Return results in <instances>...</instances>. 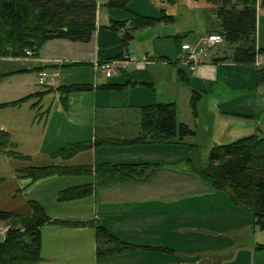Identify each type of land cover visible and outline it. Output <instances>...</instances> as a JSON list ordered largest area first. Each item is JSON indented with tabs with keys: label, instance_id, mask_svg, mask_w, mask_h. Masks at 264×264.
I'll return each instance as SVG.
<instances>
[{
	"label": "crops",
	"instance_id": "obj_1",
	"mask_svg": "<svg viewBox=\"0 0 264 264\" xmlns=\"http://www.w3.org/2000/svg\"><path fill=\"white\" fill-rule=\"evenodd\" d=\"M142 1L149 4L148 0ZM149 1L153 9L136 8L134 0H131L127 11L159 17L163 9L166 14L174 16L180 2L165 4V0L159 1L160 13L156 14L158 6L153 0ZM184 11L187 18L182 26L159 23L138 30L130 44L122 48L118 36L123 31L111 30L108 26L113 19L122 21L117 17H121L124 10L110 9L102 13L99 6L97 29L88 43L56 39L44 44L34 58L0 59L2 67L14 64L13 70L1 69L0 73L8 75L1 78L5 90L0 103L40 91L35 90L34 84H37L40 69L45 67L58 73L53 86L55 89L72 83L91 85L90 90L68 94L65 105L59 102V93L53 91L41 98L40 107L32 108L31 104L37 101L32 98L19 108L1 109L6 115L0 128L10 133L19 151V143L13 140V133L21 127L17 119L23 116L25 128L36 134L34 149L22 151L31 156L29 161H25L27 165L34 163V155H39L38 159H46L45 156L51 159L45 164L156 165L144 180L97 186L94 193L86 198L63 202L57 200L60 190L91 183L93 178L53 176L25 188L28 180L19 179L15 173L18 191H42L41 198L35 200L45 207L51 218L70 221L95 219L120 241L136 247L122 253L97 256L94 229L48 224L40 229L42 259L39 264H264V251L247 255L229 251L234 241H238L239 231L253 225L254 219L251 213L234 206L225 193L215 190L189 169L185 162L189 153L187 144L91 146L67 160L50 157L51 153L68 143L137 136L141 107L159 102L176 104L178 122L188 124L195 132L186 141L198 144L200 150L201 147L226 144L255 132L264 136V78L257 81L258 70L264 67V52L258 55L254 64H237L230 60L234 46L224 42L210 50L207 59L194 71H188L178 63H168V59H176L179 50L175 46L174 49L165 46L163 40L170 41V37L176 35L180 36L177 46L181 42L201 45L205 35L218 34L219 31L213 6L205 0H186ZM130 20H123L126 26ZM257 44L264 50V9L259 6ZM85 46L92 48L86 49ZM125 53L136 57L139 53L149 63L144 68L128 63L122 70H104L93 65ZM164 56L168 59L160 58ZM46 59L60 62L44 61ZM132 68L141 70L142 74L136 77L130 70ZM179 69L184 70L187 82L179 79ZM127 81L137 84L118 91L99 88ZM8 86L12 87L6 90ZM191 89L202 92L195 115L189 104ZM41 112L45 113L41 118L37 117ZM38 126L43 128L37 129ZM56 159L60 160L59 163L53 161ZM199 160L204 163L206 155ZM217 227L223 229L216 230ZM5 230L6 227L0 224L1 242ZM229 231L230 236L226 234ZM250 232L251 248L257 244L264 245L252 227Z\"/></svg>",
	"mask_w": 264,
	"mask_h": 264
},
{
	"label": "trees",
	"instance_id": "obj_2",
	"mask_svg": "<svg viewBox=\"0 0 264 264\" xmlns=\"http://www.w3.org/2000/svg\"><path fill=\"white\" fill-rule=\"evenodd\" d=\"M131 0H107L108 9L127 10ZM174 4L176 0H165ZM213 6L218 35L227 44L233 45L232 62L237 64H254L264 50L257 44V8L264 9V0H205ZM98 0H0V59L23 58L25 51L31 50L38 56L48 41L63 39L73 43H88L97 29ZM174 16L161 10L159 17L144 16L133 13L128 26L125 21L112 20L108 28L122 30V46L125 47L136 31L154 27L159 23L172 24ZM180 39V36H173ZM180 49V44L177 46ZM123 54L118 55L119 59ZM167 58V57H160ZM168 59V58H167ZM168 63L172 62L170 59ZM46 68V67H45ZM179 79L187 82L184 70L179 69ZM8 73H0V79ZM264 78V67L258 70V82ZM137 83L127 81L123 84H105L101 89L122 90L133 87ZM151 86L148 83H140ZM91 85L72 83L66 86L45 87L22 98L0 103L4 108H19L32 98L37 101L32 108L41 105V98L50 92L59 93V102L67 103V95L72 92L87 91ZM202 92L191 89L189 104L195 115L196 104ZM41 112L37 117L41 118ZM140 132L131 139H104L68 143L59 148L50 157L67 160L78 152L91 146H122L130 144L171 143L187 144L188 156L186 164L200 179L217 191L228 196L229 201L239 208L251 213L253 227L264 229V136L257 132L243 136L226 144H215L210 148L208 159L200 163L199 146L189 143L194 130L184 122L177 120V106L174 102L155 103L141 107L139 118ZM29 161L30 156L23 154L12 141L10 133L0 129V156ZM156 167L150 163H101L97 165L82 164H28L17 168L15 173L19 179L28 180V187L36 181L53 176H91L93 182L67 187L57 194L60 202L83 199L92 195L97 186L115 183L144 180ZM2 178H0V181ZM23 213L0 210V224L6 227L4 238L0 242V264H39L41 262V234L44 225L52 224L65 228L94 229L97 242V256H107L133 250L134 246L123 243L95 219L87 221H70L51 218L45 207L37 200L26 201ZM256 250H264L263 244H257Z\"/></svg>",
	"mask_w": 264,
	"mask_h": 264
},
{
	"label": "rangeland",
	"instance_id": "obj_3",
	"mask_svg": "<svg viewBox=\"0 0 264 264\" xmlns=\"http://www.w3.org/2000/svg\"><path fill=\"white\" fill-rule=\"evenodd\" d=\"M106 1L107 0H98L102 13H105V12H107V10H110L107 7H105ZM159 1H163V0H153L155 6H158V12H156V14L160 13ZM185 2H186V0H180L178 6L174 10L175 23L171 24V27L182 26L185 23L186 18H187L186 13L184 11L185 10ZM148 3L149 4H146V3L144 4L142 0H134V6L136 8L145 9L147 7L149 9H153L152 6H150L151 3L149 0H148ZM164 3L166 4L167 2L165 1ZM133 13L134 12L124 10L122 16L117 17V19L125 20L126 18H132ZM113 20H115V19H113ZM103 21L104 20L102 18L101 22L103 23ZM170 38H171L170 41L163 40L164 41L163 44L165 46H169V48L174 49V46L177 47V43H176L175 39L173 40V37H170ZM122 39H123V33L119 34V36H118V42H120V46L123 48ZM110 44H111V42H110ZM128 44H130V43H128ZM203 44H204V38H203ZM80 47H83V46L81 45ZM85 47H86V49L92 48V46H85ZM122 51H123V49H120V52H122ZM137 54H138L137 58L139 60L142 59L139 56V53H137ZM164 57H166V56H164ZM171 61L174 62V59H171ZM13 65L14 64H12V65L10 64V66H8V64H6L4 67H2V62L0 61V72H1V69L2 70H13ZM130 70L133 71L132 73H134L133 75H135L136 77H138L142 74L141 70H136L134 68H132ZM48 73L50 75L56 76V74L53 72H48ZM2 83H3V80L0 79V100H1V95L3 94V92L5 90L2 86ZM11 87L8 86V88H6V90L11 89ZM34 88H35V90L43 91L45 87L40 86L38 84H34ZM149 89L152 90V88H149ZM2 111L3 110H0V124L4 120L3 116L6 115V114H4L5 112H2ZM17 121H18L17 124L21 127L19 128V130L17 132L13 133V140L15 142L19 143V149L21 150V152L23 150L29 152V151L33 150L34 147L37 145V143L34 141V137L36 134L34 135L33 132H31L30 130L25 128L26 123H25V118H23V116L21 118L17 119ZM42 128L43 127L38 126L37 129L41 130ZM0 129H2V128H0ZM35 132H36V130H35ZM40 138H41V134L39 133L38 141H40ZM209 151H210V148L201 147V150H199V152H198V158L199 159L203 158V156L205 154L206 155V161H207ZM38 156L37 155L33 156L32 162L34 161V163H31V164L42 165V164H45L46 162L48 163L49 160H51V159L47 158V156H45L46 159L44 157L41 159H38ZM53 161L56 163H59L60 160L56 159ZM25 165H27L25 161L14 160V159L8 158L7 156H3V155L0 156V178H2V180L0 181V210L8 211V212L23 213L26 211V207H27L26 201L27 200H31V199L35 200V198H41L42 191H38L36 193H34V192L33 193H24L22 191H18V187L16 184L14 174H15V171L17 168H21ZM64 179H76V177L65 176ZM67 181H71V180H67ZM250 227H252L258 233V239L261 241H264V238H263L264 237V229L262 232H260L261 230L258 228H254L253 225H251ZM250 227L245 226V228H243L242 231H239L238 241H234L233 247L229 248V251L234 250V251H238L239 253L243 252L246 255L249 252L253 253L255 251H264V250H255V247L251 248L250 237H252V233L250 232ZM222 229L223 228H218V227L216 228V230H222ZM226 234L228 236L231 235L230 231ZM257 258L259 259V257H257Z\"/></svg>",
	"mask_w": 264,
	"mask_h": 264
},
{
	"label": "built area",
	"instance_id": "obj_4",
	"mask_svg": "<svg viewBox=\"0 0 264 264\" xmlns=\"http://www.w3.org/2000/svg\"><path fill=\"white\" fill-rule=\"evenodd\" d=\"M222 42V39L217 35H208L204 37V44L190 45L187 43L181 44V61L190 70H194L197 65L203 62L207 56V50ZM26 55L31 56L32 52L26 50ZM136 62L138 67H143V62H137L132 55H125L120 59H113L102 64L103 69H120L125 67L128 62ZM56 76L50 75L48 71H41L38 77L39 85H51L55 82Z\"/></svg>",
	"mask_w": 264,
	"mask_h": 264
}]
</instances>
